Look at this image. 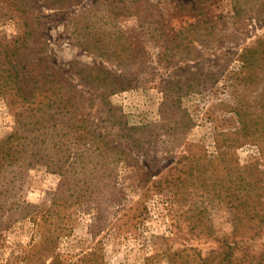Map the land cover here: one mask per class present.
<instances>
[{"label":"rangeland","instance_id":"1","mask_svg":"<svg viewBox=\"0 0 264 264\" xmlns=\"http://www.w3.org/2000/svg\"><path fill=\"white\" fill-rule=\"evenodd\" d=\"M20 1L22 9L12 0H0V43H13L17 37H23L25 17L39 20L42 57L62 71L84 98L95 99L99 92L82 83L79 71L83 66L129 77L132 85L114 94L110 103L113 114L126 115L136 126L161 122L162 113L177 97L168 89L175 86L170 82H180L184 88V83H190L200 74L205 78L212 72L220 70V73L213 87L182 96L183 108L194 126L174 152L160 149L145 155L114 137L111 143L128 151L130 158L112 173L110 182L116 186L115 194L99 193L70 208L62 204L60 228L45 224L42 214L53 205L61 176L43 163L30 161L23 167H14L0 158V264H25L24 257L32 245L40 242L36 240L40 228H52L59 237L56 254L61 264H172V256L166 253L173 251H181L187 264H196L201 263L199 258L206 261L212 256L211 252L220 246L219 238L235 241L240 252L248 246L257 254L263 252L264 232L256 238L234 237L233 192L222 187L204 190L202 183L186 175L176 188L172 185L162 193H155L151 186L154 181L171 179L176 167L181 168L178 163L181 156L214 151L218 134L238 127V118L231 109L243 97L232 75L239 70L242 51L264 38V17L254 18L242 30H235L233 0H213L209 17L219 32L216 43L211 41L204 46L197 40L195 50L184 52L179 31L199 20L195 12H186L193 0H145L162 13V29L156 33L143 26L137 15L120 17L119 26L142 58L118 67L81 47L74 34L73 18L96 7L100 0H79L77 7L65 11L50 8L43 0ZM22 86H28L24 77ZM99 102L96 108L83 104L81 115L93 125L96 134L107 135L109 130L103 119L108 115L100 112ZM24 105L15 86L0 76V145L16 132ZM116 132L120 131L116 128ZM261 140L248 141L234 149L241 166L256 163L264 170ZM84 145L83 135L72 137L73 152ZM16 203L34 205L32 213L37 222L23 219L5 229L9 220L2 216L3 209Z\"/></svg>","mask_w":264,"mask_h":264},{"label":"trees","instance_id":"2","mask_svg":"<svg viewBox=\"0 0 264 264\" xmlns=\"http://www.w3.org/2000/svg\"><path fill=\"white\" fill-rule=\"evenodd\" d=\"M43 1L50 8L65 11L77 7L79 0ZM193 2L186 12H195L199 20L179 31L184 52L195 50L197 40L202 41L204 46L211 41L215 44L219 35L213 19L209 17L213 0ZM11 3L22 9L20 0H12ZM21 11L26 15V11ZM232 11L235 30H242L250 20L264 17V0H233ZM135 15L143 26L160 33L162 13L152 4H146L145 0H100L96 7L73 18L74 34L78 36L81 47L118 64V67L132 61L136 63L142 58L141 53L134 51L118 24L120 17ZM25 26L23 37H17L13 43H0V76H5L15 86L25 102L16 132L0 145V158L8 160L14 167H23L30 161L43 163L61 176L53 207L42 214L45 224L60 228L63 222L59 206L62 204L70 208L97 197L99 193L115 194L116 186L110 182L112 173L116 166L130 158L128 151L111 143L114 137L145 155L151 150L160 149L167 153L174 152L194 126L190 114L183 108L182 96L213 87L220 70L205 78L200 74L190 83H184V88L180 82H170L175 86H168V89L177 97L162 113L161 122L136 126L126 115L113 114L110 103L114 94L132 85L128 76L83 66L79 71L82 83L99 92L95 99L84 98L62 71L42 57L44 49L39 20L25 17ZM239 61V70L232 78L240 85L238 89L243 99L231 109L238 118V127L218 134L214 151L181 156L178 160L181 168L176 167L172 178L154 181L151 189L155 193H162L172 185L176 188L183 175L202 183L204 190L225 188L233 192L236 211L234 237L252 235L256 238L264 232V170H260L256 163L241 166L234 149L248 141L256 142L259 138L264 142V38L246 47L239 55ZM23 77L28 81V86H22ZM98 100L100 112L108 115L103 119L109 130L107 135L96 134L93 125L81 115L83 104L96 108ZM76 134L84 136L85 145L73 152L72 137ZM32 208L35 206L16 203L3 209L2 216L9 220L5 229L23 219L32 218L37 222ZM58 238L52 228H40L36 235V240L40 242L32 245L24 257L25 264H61V258L56 254ZM226 240L219 238L220 246L211 252L212 256H208L206 261L199 258L201 263L196 264H247L257 260L264 264V251L257 254L248 246L244 252H240L235 241ZM166 255L172 256V264H187L181 251L167 252Z\"/></svg>","mask_w":264,"mask_h":264}]
</instances>
